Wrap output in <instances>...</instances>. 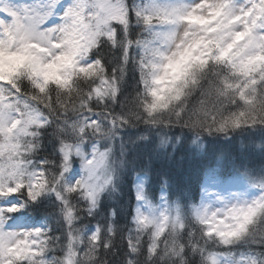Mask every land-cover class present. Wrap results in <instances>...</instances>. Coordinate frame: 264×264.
I'll use <instances>...</instances> for the list:
<instances>
[{
	"label": "snow or ice",
	"instance_id": "snow-or-ice-1",
	"mask_svg": "<svg viewBox=\"0 0 264 264\" xmlns=\"http://www.w3.org/2000/svg\"><path fill=\"white\" fill-rule=\"evenodd\" d=\"M0 264H264V0H0Z\"/></svg>",
	"mask_w": 264,
	"mask_h": 264
}]
</instances>
